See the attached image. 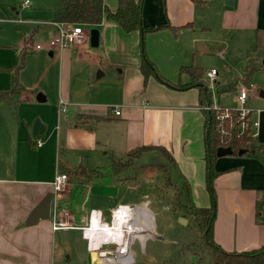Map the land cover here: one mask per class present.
I'll return each mask as SVG.
<instances>
[{
	"label": "crops",
	"instance_id": "0c3cea01",
	"mask_svg": "<svg viewBox=\"0 0 264 264\" xmlns=\"http://www.w3.org/2000/svg\"><path fill=\"white\" fill-rule=\"evenodd\" d=\"M209 1L206 0L203 3L202 0L197 2L144 0V25L149 28L167 26L154 33L158 35L174 33L177 36L184 30L194 31L198 4L205 5ZM12 3L13 0H10V4ZM118 3L119 0H105V4L113 12L116 11ZM61 5L62 0H50L48 4L39 5L41 8L48 6L50 16L46 21L40 22L34 32L53 31L52 39L55 38L59 32L53 25L52 13ZM219 6L223 7L221 22L224 30L254 34L256 45L253 50H258V56L264 58V55L262 56L264 54V0H233L231 5L227 4L226 0H219ZM174 29L177 30L174 31ZM95 30L100 32L99 47L102 40L100 52L95 51L96 53L92 54L87 48L90 45L89 41L85 43V46L74 49L78 50V60L86 62L89 87L94 83L93 76L97 71L100 78L107 76L111 69L115 70L119 85L115 96L109 94L103 98L102 95H96L94 100H88L90 94L88 90L81 91L72 85L74 72L73 65L70 63L73 61L74 51L71 49L48 50L50 56L60 58L62 81L66 86L61 94V100L67 103V112L62 113L64 118L59 121L62 126L56 128L65 141L62 143L63 148L60 142L58 143L57 151H63V155L65 152L74 154L79 158L77 166L81 165L90 172L97 171L99 175H94L82 186L77 185V180L69 178L65 189L60 193L54 191L56 170L54 172L53 169L47 175H39L40 178H30L20 174L0 175V264H52L55 256L56 233L81 231L82 241L87 242L83 237L82 228L88 223L89 213L92 210L102 211L104 219L109 221L110 215H104L107 210L112 211L119 206L131 207L132 205L136 206L131 208L141 209L136 201H134L135 204L121 203L119 187L121 183L132 181L136 183L135 176L127 173L136 169L138 159L126 173L127 175H123L127 177L125 182L119 180L121 175H113L112 172L114 159L125 158L129 152L137 149L148 148L140 158L143 155H150L160 163L166 159L163 151L169 153L174 159L173 175L181 183L184 180L189 183L190 198L194 204L202 208L210 206L204 160V114L199 105L198 89L177 90L159 82L153 76L145 79L141 70L140 36L137 32L127 34L113 21L105 22ZM164 35L169 42L168 34ZM201 48L203 51L200 52H206L209 49L203 46ZM189 50L191 53L189 56L195 57L199 53L197 48L196 50L189 48ZM148 54L159 73L169 82L173 84L190 82L188 76L180 75L181 67L189 66L184 65L188 62V57L186 58L185 55L182 59V55L186 53L181 54L175 51L172 55L164 53L163 60L158 59L157 52L148 51ZM74 78L76 80V75ZM222 85L224 84H219V86ZM239 85L235 88L233 103H237L239 89L245 86L242 83ZM20 86L24 88L21 84ZM91 90L93 93L92 88ZM16 94H20V91H11L10 98L7 100L9 101ZM225 94L223 92L219 94L220 102L226 96ZM260 96L264 97V92ZM249 98L248 95V100ZM115 108L120 111V115L115 114L113 111ZM62 114L59 113V115ZM34 123L33 120L27 123L31 131ZM46 128L49 130V124ZM260 128L261 131L256 139L261 145L260 150L254 153L250 150L243 155L223 156L215 164V169L220 172V175L214 182L218 197L214 240L227 252H249L264 247V220L261 219L260 210L262 194H264V159L256 157L260 151H264V123L260 124ZM31 140L36 143L30 138L29 145ZM30 147L38 155L40 163L44 159L43 156L47 154V151L43 150L45 143L42 147L37 145L34 147L30 145ZM55 150L52 149L50 153H55ZM249 153L251 157L247 156ZM89 154H94V159L102 157L103 160L108 159L107 157L111 154V163L108 161L111 168L110 175L106 176L98 169L92 170L87 164ZM29 155L32 154L29 153ZM76 167L70 166L65 156L58 166L62 172L74 171ZM41 170L42 168L39 167L38 172ZM127 187L133 192L132 199H137L136 187L132 184ZM49 194L53 195L50 219L41 220L36 225L27 227L28 217ZM93 196L98 200L87 212L86 208L90 206ZM59 222L66 223L69 227L58 231L53 230V225ZM189 222L188 220V224ZM87 249L91 252L88 242ZM93 263L97 262L93 259Z\"/></svg>",
	"mask_w": 264,
	"mask_h": 264
},
{
	"label": "rangeland",
	"instance_id": "374dc122",
	"mask_svg": "<svg viewBox=\"0 0 264 264\" xmlns=\"http://www.w3.org/2000/svg\"><path fill=\"white\" fill-rule=\"evenodd\" d=\"M30 3V8H25L23 0H13L12 4H10V0H0V88L11 87L9 91L15 92L18 90L17 83L24 87L20 94H16L9 101L5 100L0 104V175L17 176L20 174L38 178L39 175H47L53 169L54 172L56 170V177L59 171V162L64 160L63 151H57V146L60 142V146L63 148L62 143L65 141L56 129L62 126L59 121L64 118L63 114L59 115L58 103L62 99L61 94L66 86L62 81L60 58L50 56V51L46 48L40 51L34 49L38 44L45 45L54 36L53 31L34 32L40 22L49 19L48 6L41 8L39 5L48 4L50 0H30ZM222 8L219 6V0H210L205 5L198 4L196 30H184L177 36L174 33H164L168 34L169 42L166 41L164 34L150 33L146 37V53L148 54V51L157 52L159 60H163L162 54L164 53L169 55H172L174 51L181 52V54L186 53L182 55V59L185 55L186 58L188 57V62L184 65L194 62L196 66L202 67L205 73L204 79L213 94L212 104L205 105L203 110L213 114L214 112L209 109L212 105H218L220 108L238 107V103H233V97L236 94L235 88L239 83L244 84L242 80L247 77L246 68L255 61L259 69L251 78L252 87L244 86L249 89L250 96L247 108L253 111L254 121H259L260 124L264 123V97L260 96L264 92V58L258 56V50H253L256 45L254 34L224 30L221 22ZM93 30L95 29H85L89 34L90 45L87 48L92 54L100 52L102 47V40L100 47H92L90 34ZM82 45L85 46V44ZM198 46L209 49L206 52H200ZM24 48H26L27 54L24 67L18 75L14 70L2 71V68L10 69L21 63ZM189 48L193 50L197 48L199 53L195 57L189 56L191 54ZM70 49L74 51L73 61L70 63L73 65L74 72L73 87L75 86L81 91L88 90L90 93L89 99L86 98L88 100H94L96 95H102L103 98L109 94L115 96L119 89L118 75L115 70L111 69L107 76L100 78H98L97 71L93 76L94 83L89 87L86 62L78 60V50ZM211 70L218 73L214 81L208 77ZM168 73L170 74V72ZM74 75H76V80ZM219 84L224 85L219 86ZM221 92L226 93V96L220 102L219 94ZM39 94L45 95L47 98L45 103L38 102ZM38 119L46 126L49 124V130L35 138L27 123H31L32 120L35 122ZM257 130L259 133L261 128L259 127ZM30 138L35 141L41 139L45 143L43 150H46L47 154L43 156L44 159L40 163L38 155L28 144ZM252 146L254 149L251 152H254L261 145L257 140H254ZM52 149H56L55 153H50ZM94 156V154H89L87 164L90 168L98 169L106 176L110 175L111 154L106 160H103L102 157L94 159ZM247 156L251 157L252 155L249 153ZM256 157L264 159V151H260ZM39 167L42 170L38 172ZM148 167L151 168L146 170ZM135 168L131 171L129 169L127 174L134 175L136 183L132 181L120 184V200L121 203L135 204L137 202L141 209L150 210L154 219V231L146 235L145 242L141 239L133 241L129 248L130 263H127L213 264L212 251L202 244V236L196 225L191 221L187 225L181 222L182 214L178 212L179 201H183L186 195L183 183L173 175L172 163L167 159L160 163L155 157L143 155L136 161ZM64 171L70 179H77L73 175L74 171ZM126 175L125 179H127ZM129 184L137 189L135 193L137 199L135 198V200L132 199L133 192L127 187ZM262 197L260 210L261 219L264 220V194ZM97 200V197H91L90 206L86 208L87 212L94 207V202ZM104 249L123 250V248L112 244ZM93 256L94 254L87 249V242L81 239V231L56 233L55 256L52 264H125L121 262L101 263L95 260L97 263H93Z\"/></svg>",
	"mask_w": 264,
	"mask_h": 264
},
{
	"label": "trees",
	"instance_id": "16d2710c",
	"mask_svg": "<svg viewBox=\"0 0 264 264\" xmlns=\"http://www.w3.org/2000/svg\"><path fill=\"white\" fill-rule=\"evenodd\" d=\"M191 1L197 2V0ZM202 1L203 3L206 2V0ZM143 11L144 0H119L115 12L107 7L105 0H62L61 7L54 10L52 13V22L80 25L85 29H96L105 22L113 21L127 34L137 32L140 36L139 46L142 56L141 70L145 79L153 76L159 82L177 90L196 88L199 91V105L201 109L203 110L205 105H211L213 94L210 91L211 88L204 79V69L196 66L194 62L189 66L181 67L180 69L181 76L185 75L189 77L190 82L188 84H173L159 73L156 65L147 56L145 48L146 37L148 34L158 32L167 26L146 27L143 21ZM176 30L177 29H174V31ZM26 53L25 50L22 54L21 63L19 65L13 66L10 69L2 68L1 70H14L15 74L18 75L24 67ZM258 69L255 61L247 66V77L242 80L244 85L251 87V78ZM17 88L20 92L23 91V88L18 83ZM10 95L11 91H9V89H0V104L9 99ZM203 114L205 144L204 160L206 163V185L210 198V206L206 208L197 207L190 198V185L184 180L182 183L186 197L183 201H179L180 208L178 209V212H180L185 219H188L196 225L202 236V244L212 251L213 264H264V247L249 252L233 253L225 251L214 240V224L218 213V197L214 182L218 175H220V172L215 169V164L220 158L218 156V150L220 148H231L233 152L231 155H239L241 150H252V143L256 139L252 138L249 132L238 135L236 131H234L229 137H223L218 132L215 114L204 110ZM30 145L34 147L36 143L31 140ZM146 150H148V148L137 149L129 152L125 158L114 159L112 163L113 175H121L119 180L125 182L127 179L123 176L124 173H127V171L134 166L135 161L139 159L142 153ZM163 156L172 163L173 167V157L165 151H163ZM97 174L99 175L97 171L90 172L82 168L81 165L77 166L73 172V175L77 178L78 186L85 185L94 175Z\"/></svg>",
	"mask_w": 264,
	"mask_h": 264
},
{
	"label": "built area",
	"instance_id": "2783aa9c",
	"mask_svg": "<svg viewBox=\"0 0 264 264\" xmlns=\"http://www.w3.org/2000/svg\"><path fill=\"white\" fill-rule=\"evenodd\" d=\"M23 7L29 8L30 0H23ZM53 25L58 28L59 34L55 38L49 40L45 45H36L34 48L36 51H40L45 48L49 50L63 51L66 49L75 48L76 46L85 44L87 41H89V34L85 31V28L83 26L71 24L69 25L58 22H54ZM208 77L212 81H214L216 78V71L211 70V72L208 73ZM248 92L249 89L245 88L244 86L239 89L237 96L238 107L236 108H220V106L218 105H212L211 107H209L210 111H213L215 114L218 132L219 134H221V136L229 137L233 134L234 131H236L238 135L249 132L252 138L254 137L255 139H257L259 135L257 129L260 127V122L253 120V111L247 108L249 95ZM113 111L116 115H120V111L117 108H115V110ZM59 112L60 114L67 112V103L63 100L60 101ZM43 144L44 143L41 139H38L36 141L37 147H42ZM58 170V174L56 175L53 182V187L55 192L60 193L65 189L67 181L69 180V176L66 173L62 172L60 168H58ZM123 208L128 207L119 206L117 209L112 210L110 221H106L104 219L103 213L100 210H92L89 213L88 225L82 228V234L83 237L87 240L88 248L91 252H93L91 250V240L87 237V232L92 228L93 219L96 217L98 219V223L102 226H113L116 219V212L122 210ZM68 227L69 226L66 223L59 222L53 225V230L58 231ZM106 246L108 245L104 243L101 244L99 250H97L96 252H101V249Z\"/></svg>",
	"mask_w": 264,
	"mask_h": 264
},
{
	"label": "bare ground",
	"instance_id": "6f19581e",
	"mask_svg": "<svg viewBox=\"0 0 264 264\" xmlns=\"http://www.w3.org/2000/svg\"><path fill=\"white\" fill-rule=\"evenodd\" d=\"M153 217L147 209L123 208L116 212L114 225H100L95 217L92 228L87 232V237L91 240V250L95 261L101 263L129 262V248L135 239L146 240V235L153 232ZM140 240V241H141ZM116 245L123 248L122 251H112L101 249L97 253L101 244ZM144 244V243H143Z\"/></svg>",
	"mask_w": 264,
	"mask_h": 264
},
{
	"label": "water",
	"instance_id": "95a60500",
	"mask_svg": "<svg viewBox=\"0 0 264 264\" xmlns=\"http://www.w3.org/2000/svg\"><path fill=\"white\" fill-rule=\"evenodd\" d=\"M227 4H232L233 0H226ZM91 36V45L92 47H98L99 46V31L98 30H93L90 34ZM199 47V46H198ZM205 49V48H204ZM199 51H203V48L201 46L199 47ZM38 102L40 103H45L47 101L45 95L39 94L37 97ZM46 125L41 122V120H36L35 123L33 124V137H38L40 135L45 134L46 132ZM247 152V150H241L239 152V155H243ZM232 149L231 148H220L218 150V156L221 158L223 156L231 155ZM254 153V152H252ZM64 156L67 160V162L70 164L72 167H76L79 164V158L75 156L72 153L65 152ZM52 199L53 195L49 194L30 214L28 217V220L26 222L27 227H31L39 223L41 220H49L51 217V205H52ZM133 207V206H131ZM105 216L111 215V210H107L104 212ZM181 222L185 225L188 224V220L185 218H181Z\"/></svg>",
	"mask_w": 264,
	"mask_h": 264
}]
</instances>
